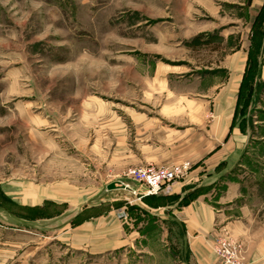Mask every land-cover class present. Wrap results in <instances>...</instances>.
I'll list each match as a JSON object with an SVG mask.
<instances>
[{"label": "rangeland", "instance_id": "obj_1", "mask_svg": "<svg viewBox=\"0 0 264 264\" xmlns=\"http://www.w3.org/2000/svg\"><path fill=\"white\" fill-rule=\"evenodd\" d=\"M238 51L248 66L234 116L246 141L233 173L252 187L264 177V0H0V264H103L66 243L95 213L87 204L148 228L154 217L136 203L169 187L150 195L128 172L186 166L174 182L184 177L189 162L140 155L166 152L193 123L174 93H199ZM115 181L144 195L113 197ZM258 205L264 220V196ZM222 244L238 264L241 243L219 240L223 263Z\"/></svg>", "mask_w": 264, "mask_h": 264}, {"label": "crops", "instance_id": "obj_2", "mask_svg": "<svg viewBox=\"0 0 264 264\" xmlns=\"http://www.w3.org/2000/svg\"><path fill=\"white\" fill-rule=\"evenodd\" d=\"M247 66L248 54L235 52L211 78H201L206 84L199 93H174L176 114L187 115L193 123L173 136L166 152L144 153L139 161L189 162L190 167L166 192L146 198L148 203H136L155 219L148 220V228L122 222L113 209L97 211L99 203L87 204L84 211L95 213L69 230L66 243L103 264H223L216 254L217 244L230 237L243 246L238 264H264V220L258 208L264 177L260 175L250 187L233 173L246 141L235 125L234 112ZM197 99L208 107L197 105ZM134 121L145 123L139 116ZM134 158L129 161L135 163ZM128 186L133 196L144 195ZM105 191L119 197L123 190ZM167 198L174 201L157 203Z\"/></svg>", "mask_w": 264, "mask_h": 264}, {"label": "built area", "instance_id": "obj_3", "mask_svg": "<svg viewBox=\"0 0 264 264\" xmlns=\"http://www.w3.org/2000/svg\"><path fill=\"white\" fill-rule=\"evenodd\" d=\"M186 166L183 170H187ZM183 170L176 168H155L150 166L147 168L133 169L128 174L137 182L144 184L147 187V193L150 195H157L163 189L168 188L169 185L177 178L181 177ZM235 249H231L226 244H222V247L218 250L223 264H233L234 259L237 257ZM225 260V261H224Z\"/></svg>", "mask_w": 264, "mask_h": 264}, {"label": "water", "instance_id": "obj_4", "mask_svg": "<svg viewBox=\"0 0 264 264\" xmlns=\"http://www.w3.org/2000/svg\"><path fill=\"white\" fill-rule=\"evenodd\" d=\"M106 189L108 191H111V190H127V191H131V189L124 185L123 183H121L120 181H115V182H111L109 183L107 186H106Z\"/></svg>", "mask_w": 264, "mask_h": 264}, {"label": "bare ground", "instance_id": "obj_5", "mask_svg": "<svg viewBox=\"0 0 264 264\" xmlns=\"http://www.w3.org/2000/svg\"><path fill=\"white\" fill-rule=\"evenodd\" d=\"M124 191V190H123Z\"/></svg>", "mask_w": 264, "mask_h": 264}]
</instances>
